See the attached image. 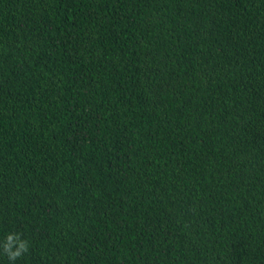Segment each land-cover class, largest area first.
Returning a JSON list of instances; mask_svg holds the SVG:
<instances>
[{
	"label": "trees",
	"instance_id": "obj_1",
	"mask_svg": "<svg viewBox=\"0 0 264 264\" xmlns=\"http://www.w3.org/2000/svg\"><path fill=\"white\" fill-rule=\"evenodd\" d=\"M10 232L15 264H264V0H0Z\"/></svg>",
	"mask_w": 264,
	"mask_h": 264
},
{
	"label": "clouds",
	"instance_id": "obj_2",
	"mask_svg": "<svg viewBox=\"0 0 264 264\" xmlns=\"http://www.w3.org/2000/svg\"><path fill=\"white\" fill-rule=\"evenodd\" d=\"M29 248V241L22 238L20 233L10 232L0 240V253L7 257L10 264H15L17 259L28 253Z\"/></svg>",
	"mask_w": 264,
	"mask_h": 264
}]
</instances>
